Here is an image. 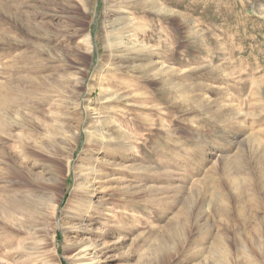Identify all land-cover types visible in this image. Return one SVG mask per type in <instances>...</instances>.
Listing matches in <instances>:
<instances>
[{
    "label": "rangeland",
    "instance_id": "rangeland-1",
    "mask_svg": "<svg viewBox=\"0 0 264 264\" xmlns=\"http://www.w3.org/2000/svg\"><path fill=\"white\" fill-rule=\"evenodd\" d=\"M0 206V264H264V0H0Z\"/></svg>",
    "mask_w": 264,
    "mask_h": 264
},
{
    "label": "bare ground",
    "instance_id": "bare-ground-1",
    "mask_svg": "<svg viewBox=\"0 0 264 264\" xmlns=\"http://www.w3.org/2000/svg\"><path fill=\"white\" fill-rule=\"evenodd\" d=\"M38 43V42H37ZM39 44V43H38ZM37 47V46H36ZM42 48V47H41ZM63 62V61H62ZM13 201V200H12ZM8 205V204H7ZM13 205V204H12ZM9 206V205H8ZM1 207V206H0ZM12 207V206H11ZM8 209V208H7ZM7 209L5 210V211H7ZM13 209V208H12ZM9 210V209H8ZM11 211H13V210H11ZM109 212L107 211V210H105L104 211V215L106 214H108ZM2 215H3V213H1ZM6 214V213H5ZM10 214V213H9ZM12 214V213H11ZM2 217H5V215L4 216H2ZM7 217V216H6ZM5 217V218H6ZM1 219H3V218H1ZM7 222V221H6ZM5 223V222H4ZM12 223V222H11ZM8 225V224H7ZM77 252H76V257H75V259H74V261H73V263H78V264H80L81 262H83V261H88L89 259L88 258H86V255L88 254V250H87V248H85V247H81V246H78L77 247ZM19 252V251H18ZM7 257V256H6ZM90 264V263H89Z\"/></svg>",
    "mask_w": 264,
    "mask_h": 264
}]
</instances>
